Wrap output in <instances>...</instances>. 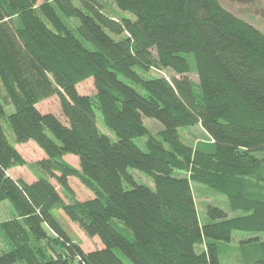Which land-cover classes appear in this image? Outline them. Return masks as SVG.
Wrapping results in <instances>:
<instances>
[{
    "label": "trees",
    "instance_id": "trees-1",
    "mask_svg": "<svg viewBox=\"0 0 264 264\" xmlns=\"http://www.w3.org/2000/svg\"><path fill=\"white\" fill-rule=\"evenodd\" d=\"M50 1L78 20L76 34ZM114 1L133 19L108 15L100 0H0V80L15 107L7 116L0 97V204L12 205L35 241L54 236L61 248L41 260L29 256L28 244L16 245L0 254V264H221L220 244L235 231L264 235V200L247 192L255 155L264 154V32L218 0ZM189 57L198 84L189 77ZM155 66L172 75L148 76ZM87 79L115 140L100 131L91 98L77 90ZM54 96L66 124L36 106ZM144 119L162 126L163 144L150 138L143 150L135 143L149 136ZM197 125L214 151L194 161L178 131ZM29 141L53 160L77 157L80 169L45 160L34 182L13 179L8 171L26 165L14 144ZM186 168L192 178L174 175ZM130 169L154 186L136 182ZM71 177L94 198L65 203L51 180L70 191ZM191 180L221 192L230 212L244 214L209 205L211 223L201 224ZM59 211L103 247L85 252ZM260 249L264 256V242Z\"/></svg>",
    "mask_w": 264,
    "mask_h": 264
},
{
    "label": "rangeland",
    "instance_id": "rangeland-1",
    "mask_svg": "<svg viewBox=\"0 0 264 264\" xmlns=\"http://www.w3.org/2000/svg\"><path fill=\"white\" fill-rule=\"evenodd\" d=\"M44 1L45 0H39V4H42ZM100 1L108 15L115 18L128 17L133 19L131 14L120 10L114 0ZM218 1L223 8L235 15L237 18L252 24L254 27L264 32V3L244 5L237 2H232L231 0ZM50 3L64 24L67 32L76 34L79 24L78 20L65 13L55 1H50ZM188 59L191 65V73L189 77L195 84H198V75L194 60L192 57H189ZM171 75V71L160 69L158 66H155L148 74L150 77H169ZM28 87L29 89H34L33 80H29ZM134 87L143 95H146V92L143 89L135 85ZM77 90L81 95L89 96L91 98L96 110L97 124L100 131L104 134H107L112 140H115L114 134L108 128H106L102 120V115L98 101L96 99L97 90L94 80L87 79L79 82L77 85ZM0 97L4 103L8 116L15 111V107L11 103L1 80ZM36 106L41 113H52L66 124V120L61 113L58 97L54 96L48 99H41L38 101ZM144 123L148 128L149 136L135 140V143L143 150H145L146 142L150 138L162 143L161 134L163 132L162 126L156 120L144 119ZM3 124L7 135L12 138L11 130L6 119L3 120ZM178 133L187 151L190 153L192 160L196 161L201 159L214 151L213 141L199 125L181 128ZM14 145L26 161L25 166L14 167L8 171V175L17 181L28 184L34 182L37 177L44 174L42 168L39 166V163L45 160H48L54 164L59 162L70 165L73 168L80 169L77 157L65 155L61 158L53 160L34 141H29L26 144ZM255 158H257L259 165L255 174L247 178V192L248 195L253 198L264 200V154H257L255 155ZM190 169L191 168H186L183 170L176 169L174 171V175L178 177L187 176L190 179L193 176ZM129 171L134 176L136 182L150 187L154 186L153 180L150 176L134 169H130ZM51 182L56 186L61 197L67 204H82L85 201L94 198L92 190L88 188V186L78 177H71L69 179L70 191L62 189L60 186H58L55 180H51ZM191 186L197 207L199 221L201 224L204 225L211 223V219L207 215V207L209 205L223 209L224 211L228 212L229 216L244 214L243 212H236L234 214L230 212L227 197L212 187L194 182L192 180ZM55 214L61 219L64 227L68 231V234L81 246L85 252L98 250L103 247L99 238H88L86 234L79 228V226L71 222L63 212L59 211ZM254 238L259 240V242L251 241L249 243V240H253ZM55 241L56 238L54 236H51L48 240L40 242L35 241L24 231L22 223L17 218L12 205L8 201L2 202L0 204V254L11 250L16 245L26 243L29 246L30 257L37 256V258H40L41 260H43V257L48 259L61 252V248L59 245H57V243H55ZM260 242H264L263 234L256 235L235 231L233 233L232 241L229 244H220L221 264H258L260 260L264 259L263 252L260 249ZM203 248L204 247L201 246L199 247V250L201 251ZM118 254L123 260H125V262H127V260L119 252Z\"/></svg>",
    "mask_w": 264,
    "mask_h": 264
},
{
    "label": "water",
    "instance_id": "water-1",
    "mask_svg": "<svg viewBox=\"0 0 264 264\" xmlns=\"http://www.w3.org/2000/svg\"><path fill=\"white\" fill-rule=\"evenodd\" d=\"M232 2H237V3H240V4H246V3H249L251 1H256V0H231Z\"/></svg>",
    "mask_w": 264,
    "mask_h": 264
},
{
    "label": "flooded vegetation",
    "instance_id": "flooded-vegetation-1",
    "mask_svg": "<svg viewBox=\"0 0 264 264\" xmlns=\"http://www.w3.org/2000/svg\"><path fill=\"white\" fill-rule=\"evenodd\" d=\"M259 3H264V0H256V1H251L249 3H246V5H251V4H259ZM245 5V4H244ZM263 9V8H261Z\"/></svg>",
    "mask_w": 264,
    "mask_h": 264
}]
</instances>
